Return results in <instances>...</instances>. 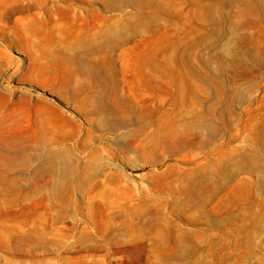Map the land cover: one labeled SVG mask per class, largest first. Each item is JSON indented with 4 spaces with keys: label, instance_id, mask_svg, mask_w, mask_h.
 <instances>
[{
    "label": "rangeland",
    "instance_id": "obj_1",
    "mask_svg": "<svg viewBox=\"0 0 264 264\" xmlns=\"http://www.w3.org/2000/svg\"><path fill=\"white\" fill-rule=\"evenodd\" d=\"M178 5L181 19L161 20L158 29L168 28L172 37L180 30L179 40L194 45L191 49L186 46L191 55L186 71L196 69L201 73L203 81L199 84L204 86L207 98L198 110L211 118L210 109H214V121L220 126L210 146L202 144L205 133L191 127L181 128L180 135H168L158 142L155 121L161 114L148 117L151 104L137 105V115L143 116L139 124L116 132L94 130L87 93L80 92L78 99H73L65 85L69 76L62 70L56 75L44 55L42 46L48 43L51 22L61 23L75 33L96 32L117 25L132 10L130 7L109 10L100 0H0V148L15 154L16 139L29 147V164H19L10 173L20 179L17 190L0 183V264H264V182L260 184L259 173L249 170L234 178L226 177L228 170L234 171L242 163L243 155L257 156L264 164V74L240 67L226 68L219 78L207 73L196 57L209 59L212 71L217 72L218 50L212 47L213 41L196 33L194 4L179 0ZM241 9L228 5L231 22L220 28L238 24L235 15ZM214 16L219 22V13ZM259 27L241 28L245 39L241 53L264 55V24ZM154 34L159 36L157 32L143 36ZM139 41L138 37L134 43ZM226 41L223 32L218 33L217 48ZM114 62L118 65L114 74L118 92L133 98L139 85L133 80L135 72L119 68L126 63L120 51L117 56L115 52ZM39 70L45 83L37 80ZM148 73L153 75V71ZM190 79L195 81L194 77ZM164 87L175 89L169 79L164 80ZM139 89L140 97L152 99L171 117L185 116L191 110L187 105L175 108L166 93L165 103L161 104L155 93ZM234 91H239L237 100L230 104ZM134 131L139 133L133 135ZM89 132L96 136L92 142L101 147L103 156L98 178L82 189H64L66 199L46 198L48 185L33 178L35 158L44 154L40 142L47 139L52 143L50 148H56L54 142L58 139L73 144ZM145 147H154L155 151L150 153ZM218 166L224 167L222 181L227 188L219 190L206 205V213L213 223L223 224L221 229L210 222L190 220L189 210L198 197L185 192L186 187L192 186L195 191L207 181L217 187ZM113 175L118 177L116 181ZM246 184L261 185V189L247 195L243 191ZM233 195L245 196L244 201L233 204ZM177 201L187 204L184 212L176 210ZM243 207L248 221L240 218ZM255 223L261 229L253 234L252 247L246 249L240 245L244 234L239 229L243 225L252 228ZM159 227L169 240L180 230L185 235L183 248L189 254L177 259L182 249L171 243L157 248L154 234Z\"/></svg>",
    "mask_w": 264,
    "mask_h": 264
},
{
    "label": "bare ground",
    "instance_id": "obj_2",
    "mask_svg": "<svg viewBox=\"0 0 264 264\" xmlns=\"http://www.w3.org/2000/svg\"><path fill=\"white\" fill-rule=\"evenodd\" d=\"M100 1L109 10H123L128 7L132 10L126 13L123 20L119 21L117 25L114 24L111 27L96 32L84 30L75 33L67 30L61 23L51 22L52 29L48 33V43L42 46L43 53L49 59L50 64H52L55 74L57 75V72L62 70L69 76V80L65 85L70 96L73 99H78L80 92L87 93L86 105L90 107L89 115L94 117L93 129L96 131L109 129L116 132L123 127L139 124L142 122L143 116L137 115V105L142 104L145 106L146 104H151L153 109L150 110L148 117L152 118L155 114H161L155 121L156 132L154 135L158 138V142L163 141L168 135H180L182 133L181 128L191 127L194 130H201L205 133V138L202 140L203 145H212L220 131V126L216 125L214 121L216 116L215 110L210 109L211 118L200 115L198 109L203 102L207 101L205 88L199 84V82L203 81L201 73L196 69L191 70V72L186 71V68H188L186 65L191 56L188 49L194 48V45L190 43L184 44L179 40L180 30L174 32V37H172L168 28L158 29V23L161 20L172 22L181 19L182 10L178 5L179 0ZM189 1L195 6L193 18L198 22L196 33L198 35L203 34L211 42L213 41L212 47L218 50L216 60L219 63V71L217 72L212 71L209 59L202 56L196 57L199 64L207 73L211 74L214 78H219L222 71L226 68L240 67L250 72L256 70L264 74V55L256 52L241 53V43L245 39L240 33L243 27L260 28L259 26L264 24V0ZM228 5L242 9L235 15L238 24L231 25L223 30L222 28H225L231 22V15L226 11ZM215 12H218L220 15L219 22L215 19ZM146 32H157L159 36L154 34V37H144L145 35L143 36V34ZM220 32H223L227 41L222 48L218 49L216 38ZM138 37L140 41L135 44L134 40ZM194 44L197 45V43ZM187 45L188 49H186ZM119 51L122 56L126 57V63L122 64L119 68L134 71L135 76L133 80L139 82L138 89H134L135 95L133 98L127 99L120 94L121 91L120 93L118 92V88L116 87V77H114V74L118 65L114 62V54L116 52L117 56V52ZM39 71L37 80L40 83H45L47 80L42 76L41 70ZM148 71H153V75L149 74ZM193 77L195 81L190 79ZM165 79L171 81L175 88L173 91L165 89ZM140 87H144L155 93L156 100H160L161 104L165 103L163 94L166 93L170 96L171 103L175 108L187 105L191 110L185 116L171 117L169 111L161 110L152 99L140 97L137 94ZM220 93L223 94L224 91H220ZM238 93L239 91L232 93L230 100H228L230 104L237 100ZM261 124V131L263 132L264 117ZM131 133L137 135L139 131ZM95 137L93 132H89L86 136L77 138L78 140L73 144L66 143L65 138L58 139L54 142L57 145L56 148H50L52 143L47 139H43L40 142L44 154L35 158L36 168L33 178L37 181L42 180L45 185H48L46 189L49 191V195H46V198L51 196L55 199H66L63 193L64 189L66 190L70 187L82 189V187L98 178L101 172L100 164L103 161V156L101 147L94 145L92 142ZM13 143L18 147V151L15 154H8L1 149L2 147L0 148V168L4 170L0 174V183L7 189L16 191V186H19L17 184L20 179L11 176L10 173L19 164H29V147L20 139H16ZM14 144L12 145L14 146ZM144 150H149L151 153L155 151V148L148 149V147H145ZM242 159V163L237 166L236 170L227 171L226 177L234 178L239 172L249 170L258 172L261 176L260 184L263 183L264 164L260 163L257 156L254 155H243ZM224 171V167L222 168V166H218L215 170L220 179V182L216 183L218 184L217 187H212L208 181L204 186L202 185L203 187L196 188L197 190L195 191H193L192 186L186 187L185 192L187 194H194L198 197L195 206L189 210L191 221L213 223L206 213V205L216 196L219 190L227 188L223 182L224 177H222ZM117 178L116 175H113L114 181ZM260 186L246 184L243 191L247 195H253L261 189ZM244 198L245 196L239 197L233 195L230 200L233 204H239L244 201ZM186 205L177 201L176 210L179 213L184 212ZM240 215L243 221H248L249 216L246 208L243 207L241 209ZM213 224L220 229L223 228L221 222L217 221ZM260 229L261 227L257 223L252 228H248L245 225L241 226L239 230L244 234V239L241 240L240 245L246 249L251 248L253 234L257 233ZM184 237L185 235L180 230H177L175 235L169 240L165 235L164 229L161 227L157 228L154 234L157 248L166 247L171 243L173 246L182 249L178 254L179 258L176 257L177 259L188 255L190 252L187 248H183L185 247ZM155 250L157 249L155 248Z\"/></svg>",
    "mask_w": 264,
    "mask_h": 264
}]
</instances>
